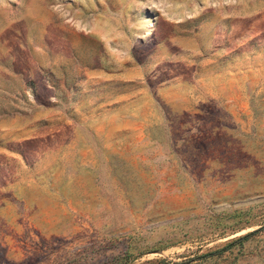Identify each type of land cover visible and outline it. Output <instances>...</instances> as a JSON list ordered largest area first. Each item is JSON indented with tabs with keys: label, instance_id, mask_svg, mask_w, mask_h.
I'll use <instances>...</instances> for the list:
<instances>
[{
	"label": "rangeland",
	"instance_id": "obj_1",
	"mask_svg": "<svg viewBox=\"0 0 264 264\" xmlns=\"http://www.w3.org/2000/svg\"><path fill=\"white\" fill-rule=\"evenodd\" d=\"M147 261L264 264V0H0V264Z\"/></svg>",
	"mask_w": 264,
	"mask_h": 264
},
{
	"label": "trees",
	"instance_id": "obj_2",
	"mask_svg": "<svg viewBox=\"0 0 264 264\" xmlns=\"http://www.w3.org/2000/svg\"><path fill=\"white\" fill-rule=\"evenodd\" d=\"M257 232V230L249 232L247 234L235 237L229 241H227V243H225L221 248L217 249L216 251H214L213 253H209V255H205L206 256H213V255H220L224 252H227L228 250H230L232 247L236 246V245H242L243 242L247 241L249 238H251L255 233ZM143 264H164L163 261H147Z\"/></svg>",
	"mask_w": 264,
	"mask_h": 264
}]
</instances>
